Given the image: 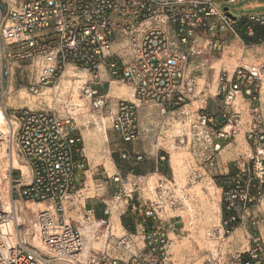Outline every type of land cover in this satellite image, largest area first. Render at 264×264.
<instances>
[{"label": "built area", "instance_id": "1", "mask_svg": "<svg viewBox=\"0 0 264 264\" xmlns=\"http://www.w3.org/2000/svg\"><path fill=\"white\" fill-rule=\"evenodd\" d=\"M238 1L0 0L1 97L12 79L25 78L30 95L47 98L38 108L0 104V264H172L169 228H175H166L161 214L184 205L187 183L160 173L150 189L145 176L134 172L144 155L122 150L119 158L128 170L111 175L112 196L101 202L96 219L84 204L88 163L76 119L91 110L104 112L114 141L145 138L158 151L168 155L167 148L178 147L208 166L217 165L224 141H236L240 133L246 142L263 143L264 115L257 99L264 59L245 64L238 56L232 67L223 60L225 34L235 35L241 18L249 36L254 25H264V12L237 18L222 6ZM67 66L89 76L78 87L79 102L71 87L61 93ZM101 74L131 86L133 100L111 96ZM194 98L199 105L193 110ZM152 106L158 117L144 124L139 109ZM174 113L186 127L164 146ZM88 123L83 119L85 127ZM233 165L235 172L220 186L226 216L221 214L210 234L219 244L205 264H264V240L258 228V233L250 229L258 216L254 207L264 202V153L257 150V156ZM130 201L133 211L144 207L142 215L154 221L148 231L139 222L141 248L133 234L116 236L110 222L111 214ZM79 219L90 224L93 237L103 226L101 248L84 256ZM240 226L247 234L241 250L225 244Z\"/></svg>", "mask_w": 264, "mask_h": 264}, {"label": "rangeland", "instance_id": "2", "mask_svg": "<svg viewBox=\"0 0 264 264\" xmlns=\"http://www.w3.org/2000/svg\"><path fill=\"white\" fill-rule=\"evenodd\" d=\"M250 1L253 0H239L235 4H223L222 6H226L229 10V13H231L233 17L237 18L241 15H246L254 11L262 10L250 9L249 7H245V5ZM238 56H240L243 63L245 64L262 61L264 59V42L255 46H245L240 41H235L232 43V46L226 49L223 60L227 61L232 67L234 65V59ZM215 67L218 68L217 66ZM68 78L69 77H66L65 80H68ZM87 78H89V76H83L82 80H85ZM75 79L76 78L73 77L71 78L73 82L70 81L67 83H72L73 86L75 84L76 88L75 90H73V94L74 92H77L75 93V95L77 94L76 96L78 97V87L83 83V81H75ZM207 80L208 82H210L209 78H207ZM202 84H204L203 79H200L199 86H201ZM111 85L115 87L129 88L132 92L131 95H133L132 88L123 82L111 81L110 86ZM214 85L215 84H213V86L211 87L209 94L214 93ZM25 87V78L21 80L19 78L12 79L10 83V90L9 88L6 90L3 97L0 98V103L3 102V105L6 107V109H8L9 107L18 106L19 102H22V104H25L31 108H38L47 103V98L39 99L38 97L32 96L25 90ZM60 88L62 93L64 90L61 82ZM125 99L133 100V96H131V98ZM75 100L78 101V98ZM195 100L196 99L194 98L191 101L193 105L191 106V108L193 110L197 107V105H199V102ZM257 100V102L260 103L264 115V86L261 89L260 98ZM139 112L140 120L144 124H148L150 123V121H154L158 117L156 108L154 106L140 108ZM83 119H89V123L86 125V127L83 125ZM180 121L181 117L177 113L169 114V125L166 132L169 140L166 141L164 146H167L168 142H171L179 127H186V125H183V123H181ZM76 122L81 130L82 135L84 131H89L92 132L93 135H99L101 137L102 135L100 134L101 132L98 130V128L103 125L108 138L107 141H102V143L97 144L96 147H94L95 165L92 166L89 163V169L86 172V183L88 184V189L86 191H83L84 195L89 196L94 194L95 181H97L95 185H102V183L110 179L114 171L117 170L120 173H125L128 170V166L123 164L121 159L119 158V152L122 150L142 153L143 155H146V158H144L142 163H148V167L154 164L156 145H153L152 141L149 140V147H152L153 149V152L150 154L142 150V144L146 143L145 138H140L132 143L127 144L114 141V135L110 128L109 119L105 117L104 112L100 113L91 110L77 116ZM98 125L99 127H97ZM167 149V156L169 161L168 165L170 169L169 175L173 176L174 179L181 185L187 183L186 188L188 189L186 192L187 195H185L183 199L184 205L173 210H166L161 214V217L163 219L162 223L170 220L173 222V226L175 228V230H173V233L169 228V238L171 239L169 259L172 264H205V259L209 251H213L214 247L219 244V242L215 240L216 238L210 236L212 229L218 225V219L222 214V201L220 200L221 185L219 184L218 180H221V177H223L224 175L232 174L235 172V167L233 165L234 161L246 162L249 155H254V157L257 156V150H262L264 153V142L261 144H253L252 141L246 142L243 138L242 133L239 134L236 141L227 139L224 141V147L222 151L217 156L218 163L216 166H208L206 162H204L202 158L199 157L191 159L190 154H188L184 149L178 147ZM3 156L4 153L1 152L0 163L4 162L2 161ZM261 157V155H258V158ZM106 161H108L109 165L106 163ZM18 162L20 161L18 160ZM18 162L15 157L14 166L19 165ZM189 165H191V168H188ZM134 172L141 173L143 171L140 170L139 166L137 168H134ZM150 172H154L153 167L150 169ZM159 174L160 173H158L157 175H155V173H148V175L145 176V181L149 185L150 189L155 183ZM225 180L226 178L224 179V182H226ZM144 195L146 197H152L149 191H145ZM94 206H96V201L89 199L86 202V207L89 208ZM254 211L258 216L255 217L254 224L250 225V229L258 233L257 228L260 231L261 227L263 231V236L262 234L261 236L264 240V202L258 203L256 207H254ZM125 212L126 207L118 208L111 214L110 222L112 228L115 230V234L120 235L123 232L120 216L124 215ZM131 215L132 217H134V214L132 212H130V216ZM100 217L101 216H96L95 218L98 219ZM165 227L167 228V225ZM102 228L103 226L99 228L98 235L95 237H93L92 233H90V231L86 229L83 237L85 242H90L88 250H96L101 248L104 239L103 236H101V232L103 230ZM231 236V239L233 240L229 239V243L225 244L232 245L234 248L240 250L243 247H246L247 234L244 227H237ZM128 246H130V244ZM82 256H84L83 253ZM80 261L84 263L83 258H81Z\"/></svg>", "mask_w": 264, "mask_h": 264}, {"label": "crops", "instance_id": "3", "mask_svg": "<svg viewBox=\"0 0 264 264\" xmlns=\"http://www.w3.org/2000/svg\"><path fill=\"white\" fill-rule=\"evenodd\" d=\"M245 7H249L250 9H262V10L254 11V12H264V9H263L264 8V1L263 0H253V1H250L249 3H247L245 5ZM251 13H253V12H251ZM243 30H244V27H243ZM244 32H245V30H244ZM225 38L227 39V42H228L227 48L230 47V46H232V43L235 42V41H240L245 46H249V45L255 46L254 44H245L242 41V39L239 36L238 27H236V34L235 35L234 34H231V33H226L225 34ZM101 80L104 82V88H105V90L108 91V92L110 91V95H113L115 97L131 98L132 92H131V90L129 88L115 87L113 85L110 86L111 82H109L108 79H107V77L105 75H103V74H101ZM8 88L10 90V85L8 86ZM115 88H117V89H126L127 90V93L125 95H123V96L122 95L121 96L120 95H117L118 93H113V91H115ZM0 98H1V90H0ZM20 105H25V104H22V102H19V105L18 106H20ZM97 127H99V125ZM98 130L101 132L100 133L102 135L101 137L99 135L98 136L93 135L92 132H89V131H84L83 132V135H82V138H83V152H84V156L86 157V160H87V163H88V169H89V163L92 166L95 165V160H94V147H96L97 144L102 143V141H107L108 140L106 131L103 128V126H100V128H98ZM142 150L144 152L150 153V154L153 152L152 151L153 150L152 147H149V141L146 140V143L142 144ZM158 153H159V151L156 150V152L154 154V164L151 165V166H149L151 168L153 167V171L154 172H150V169L151 168L148 167V163H145L144 162V163H142L140 165V170L143 171V172H141L142 175L146 176V175H148V173H151V174L152 173H155V175L158 174V172H157V163H158V158H159ZM144 157L146 158V155H144ZM168 162L169 161L167 159V164H169ZM106 163L108 164V161H106ZM115 172H117V170L114 171V173ZM96 182L97 181H95V183ZM95 183H94V187H95L94 194L93 195H89L84 200L85 207H86V202L89 199L96 201V206L89 207V208L86 207L87 209L92 210V213H93L94 217L101 216V211H100L101 202L103 200H105V199H110V197L112 196V193H113V188H112L113 184L111 183V180L110 179L108 181L102 183V185L101 184H96L95 185ZM143 209H145V208L142 207V209H141L140 212H134V215L136 217L137 216H140L142 214ZM131 211H133V210H131ZM133 223H134V232L128 231L122 225L123 232L120 235L115 234V230L114 229H113V233L116 236H118V237L121 236V235H123L124 233L133 234L134 235L133 242H135V244L139 248H141V247H143V242L140 240V238H141V228H140L139 222L135 221V219H134V222ZM168 224L173 225V222L170 221V220L163 222V225L164 226L167 225V227H168ZM143 229H144V226H143ZM81 232H82V230H81ZM172 233H173V230H172ZM86 246H87V248H89V246H90V242L89 241H86Z\"/></svg>", "mask_w": 264, "mask_h": 264}, {"label": "trees", "instance_id": "4", "mask_svg": "<svg viewBox=\"0 0 264 264\" xmlns=\"http://www.w3.org/2000/svg\"><path fill=\"white\" fill-rule=\"evenodd\" d=\"M243 22H244L243 18H241L238 21L237 27H238L239 36L245 44L258 45V44L264 42V25H254L253 33H252V35L249 36L243 30ZM158 155H159V158H158V163H157V172L161 173V174L169 175L170 169H169V166L167 164V159H168L167 154L160 150ZM162 156H163V158H161ZM228 175H230V174L224 175L223 177H221L222 178L221 180H218V182L221 186L225 184L224 179L227 178ZM132 203H133V201L132 202L130 201L128 203L125 214L120 216L121 224L128 231L134 232V223L133 222H134V218H135V221L143 222L144 231H148L154 223L153 219L149 216H144L142 214L140 216H137V217L135 215H134V217H132V215L130 216V212H132L133 214H134V212H136V211H131L132 210V208H131ZM225 216H226V212L223 210L222 218H225Z\"/></svg>", "mask_w": 264, "mask_h": 264}, {"label": "bare ground", "instance_id": "5", "mask_svg": "<svg viewBox=\"0 0 264 264\" xmlns=\"http://www.w3.org/2000/svg\"><path fill=\"white\" fill-rule=\"evenodd\" d=\"M83 76H85V74L81 71V73L80 72H78L75 68H73L72 66H67V68L65 69V71H64V75H63V77H62V80H61V85L63 86V90H66L67 88H69V87H71L72 88V91L73 90H75V88H76V86H75V84H74V86H73V84L72 83H67V82H70V81H72L71 80V78H73V77H75L76 79H75V81H81L82 80V77ZM65 77V78H64ZM66 77H69L68 78V80H65L66 79ZM87 77V76H86ZM82 81H84V79L82 80ZM73 82V81H72ZM72 85V86H71ZM131 87V86H130ZM132 88V87H131ZM132 90H133V88H132ZM44 92L43 93H47V91H48V89H44L43 90ZM77 91V90H76ZM75 93H77V92H74V94H73V97L75 98V99H77L78 97L75 95ZM113 93H118L117 95H125L126 93H127V90L126 89H117V88H115V91H113ZM21 96V95H20ZM19 96V97H20ZM133 96V95H132ZM22 97V96H21ZM2 118H3V113H2V110L0 109V127H1V125H2ZM107 139V138H106ZM4 153V152H3ZM14 159H15V157H13L12 158V164L14 165ZM1 164V163H0ZM18 166V165H17ZM2 174V168H1V165H0V175ZM37 206H42V204H37ZM80 220V222H81V224H82V226H80V230H82V233L84 234L85 232H86V229H88L89 228V226H88V224L84 221V220H82V219H79ZM84 224V225H83ZM83 227V228H82ZM82 228V229H81ZM236 229V228H235ZM234 229V230H235ZM260 231H261V234H262V236H263V231H262V229H261V227H260ZM234 232V231H233ZM232 232V233H233ZM232 233H231V235H232ZM229 236L228 237V240L229 239H231L232 238V236ZM231 240H233V239H231ZM85 246H84V249L86 248L87 250H88V248H87V246H86V242H85V244H84ZM82 250V252L81 253H83L84 255L87 253V250L85 249V250Z\"/></svg>", "mask_w": 264, "mask_h": 264}]
</instances>
